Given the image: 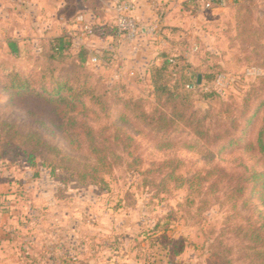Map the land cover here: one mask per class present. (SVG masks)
<instances>
[{
    "label": "rangeland",
    "instance_id": "374dc122",
    "mask_svg": "<svg viewBox=\"0 0 264 264\" xmlns=\"http://www.w3.org/2000/svg\"><path fill=\"white\" fill-rule=\"evenodd\" d=\"M250 5L237 19L228 5L202 10L183 0L190 56L174 52V64L153 78L148 70L133 83L88 65L123 83L124 97L141 98L147 112L178 113L157 132L114 98L108 112L89 100L78 105L79 123L131 146L104 175L105 188L70 176L90 172L92 158L83 139L56 127L64 113L1 94L0 125H14H5L0 144V227L14 230L11 248L37 253V264H263L264 188L251 171L264 168V0ZM7 53L0 47V59ZM254 67L262 73L248 75ZM183 75L196 85L184 87ZM195 108L208 111L203 135L180 118ZM32 132L39 138L28 139ZM25 149L36 152V166Z\"/></svg>",
    "mask_w": 264,
    "mask_h": 264
},
{
    "label": "trees",
    "instance_id": "16d2710c",
    "mask_svg": "<svg viewBox=\"0 0 264 264\" xmlns=\"http://www.w3.org/2000/svg\"><path fill=\"white\" fill-rule=\"evenodd\" d=\"M250 1L253 0H225L224 4H218L215 7L225 5L234 7L237 19H242L251 8ZM114 33L117 34L116 26ZM7 44L8 53L5 58L0 59V96L7 91L10 95L15 94L23 100L35 99L37 102L50 106L51 112L56 114L64 113L65 117L56 124V127L64 132L67 131L66 133H69L71 137H75L77 140L75 143H79V140L83 139L85 148L92 158L89 167L90 172H81L76 169L70 173L71 177L83 183H93L105 188L104 175L111 173L125 162L122 153H128L127 155L132 153L130 152V144L119 145L116 142L108 141L103 138V131L94 129L86 122L85 118L79 123L81 112L77 110L78 105H85L89 100L103 111L108 112L110 110L109 99L114 98V104H123L128 111L142 116L157 132L166 129L175 121L173 115L178 114L177 111H173L169 118L162 111L159 114L156 111L149 113L142 108L141 98L124 97V91L128 89L123 83L110 84L102 75L91 71L87 63L90 51L85 46L75 48L69 35L64 34L42 40L36 47L27 43L21 47L16 40H9ZM2 46L0 44V47ZM242 50L248 51V47H242ZM181 58L184 59V57ZM176 60L177 56L162 54L159 63H153L149 66L151 78H153L155 70L167 71ZM181 81L182 85L187 88L196 85L192 76L183 75ZM198 115L200 116L199 119L195 120ZM180 116L181 121L186 126L192 127L201 135L204 134L202 124L208 116L206 109L195 108L190 113H181ZM2 124L0 125V144H2L3 139H6L3 133L5 125L14 126L9 123ZM120 128L121 126H116L117 130ZM39 136L40 133L38 132L26 135L28 139L32 140L39 138ZM10 139L6 141H10ZM72 144L74 145V143ZM258 148L264 159V140L262 138L258 141ZM23 151L31 166H36V152H30L26 149ZM127 165L131 166L129 162ZM175 179H181V177L177 176ZM251 180L255 184L260 183L264 188V168L261 170L252 169ZM189 181L190 179H186V182ZM260 228H264V222ZM258 230L261 231V229ZM261 258L264 264V251L261 252Z\"/></svg>",
    "mask_w": 264,
    "mask_h": 264
},
{
    "label": "crops",
    "instance_id": "0c3cea01",
    "mask_svg": "<svg viewBox=\"0 0 264 264\" xmlns=\"http://www.w3.org/2000/svg\"><path fill=\"white\" fill-rule=\"evenodd\" d=\"M134 1L141 31L137 38L129 40L114 33L112 0H0V44L8 48L7 42L16 40L21 47L26 43L36 47L42 40L66 34L75 48L85 46L90 51L88 65L93 66L90 58L97 56L100 62L94 65L103 75L110 73L133 83L147 79L149 66L159 63L164 53L173 56L177 51L189 58L187 40L191 32L183 0ZM155 2L165 8L159 33L153 31L158 19ZM87 25L97 29L94 34H83ZM10 231L14 230H0V264H37V253L33 252V256L11 248Z\"/></svg>",
    "mask_w": 264,
    "mask_h": 264
},
{
    "label": "built area",
    "instance_id": "2783aa9c",
    "mask_svg": "<svg viewBox=\"0 0 264 264\" xmlns=\"http://www.w3.org/2000/svg\"><path fill=\"white\" fill-rule=\"evenodd\" d=\"M113 9L116 14V28L117 33L124 39L134 40L138 37L141 31V27L135 16L136 3L134 0H112ZM197 4L198 8L202 10H209L215 8V5L224 4L225 0H193ZM222 7V6H221ZM155 8L158 11V19L154 25V33H159L161 31V22L165 15V8L161 3L155 2ZM95 28L93 26H86L83 29L84 35L94 34ZM90 63H99V58L97 56H92L90 58ZM262 73L261 68H250L247 70V74L250 76L260 75ZM191 87V86H189ZM2 227H0V230Z\"/></svg>",
    "mask_w": 264,
    "mask_h": 264
},
{
    "label": "water",
    "instance_id": "95a60500",
    "mask_svg": "<svg viewBox=\"0 0 264 264\" xmlns=\"http://www.w3.org/2000/svg\"><path fill=\"white\" fill-rule=\"evenodd\" d=\"M197 82H198V84H201V82H202V75L201 74L198 75Z\"/></svg>",
    "mask_w": 264,
    "mask_h": 264
}]
</instances>
